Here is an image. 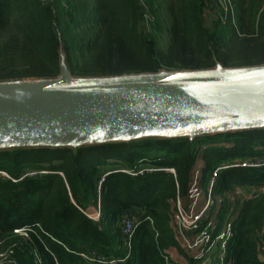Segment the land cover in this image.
<instances>
[{
	"label": "trees",
	"instance_id": "1",
	"mask_svg": "<svg viewBox=\"0 0 264 264\" xmlns=\"http://www.w3.org/2000/svg\"><path fill=\"white\" fill-rule=\"evenodd\" d=\"M213 1L0 0V79L56 75L60 36L76 75L264 63L263 0L213 6L208 25L206 9ZM260 160L264 130L77 153L0 152V254L8 264H173L168 252L174 248L187 264H197L200 259L177 242L173 208L177 199L188 203L198 170L203 192L217 171L210 215L199 231L208 229L216 241L226 222L223 264H264V165L232 167ZM31 172L36 175H25ZM235 188L256 190L238 211L230 209L228 197ZM98 204L100 222L78 209ZM138 214V228L128 239L120 222Z\"/></svg>",
	"mask_w": 264,
	"mask_h": 264
},
{
	"label": "water",
	"instance_id": "2",
	"mask_svg": "<svg viewBox=\"0 0 264 264\" xmlns=\"http://www.w3.org/2000/svg\"><path fill=\"white\" fill-rule=\"evenodd\" d=\"M264 130V63L0 79V152L78 150Z\"/></svg>",
	"mask_w": 264,
	"mask_h": 264
},
{
	"label": "built area",
	"instance_id": "3",
	"mask_svg": "<svg viewBox=\"0 0 264 264\" xmlns=\"http://www.w3.org/2000/svg\"><path fill=\"white\" fill-rule=\"evenodd\" d=\"M223 3L226 4L227 0H223ZM264 10V0H263V5L261 7V11ZM264 165V160H260L257 162H241L238 164H233L232 167L235 166H243V167H253V166H262ZM227 168V167H226ZM159 170L161 171V169H153V168H149L148 171L149 172H153ZM124 172L130 173L131 175H135L134 173H132L131 171H126V170H122ZM166 171L171 172V173H175L174 169H166ZM144 171H140L139 173H143ZM217 172V171H216ZM216 172H214V177L216 175ZM44 173V172H41ZM2 175L7 176L6 173L1 172ZM26 175L32 177L36 175V172H31V173H26ZM105 176L101 178L99 185H98V189H100L101 184L104 182L105 180ZM214 177L210 182V186H209V190H208V194L210 197V201L208 200L207 203L204 205V207L201 210H197L196 212H194L195 207H197L198 203H199V199H201L203 197V190L201 188V183L199 180V171L196 170L194 173V178H193V183L189 189V193H188V203H184L181 199H177L175 208V218L177 216H183V214H185L186 212H192V214L195 213V215L191 218L194 219V221L191 223V225H193V227L190 229V233L194 232L195 234L193 235H197V234H203L205 239L197 242L195 247V254H193V249L184 246L182 241L180 240V236H182L183 232H186L185 230H181V228L178 226V233H177V242L181 245L182 249L185 251V253L190 256L193 257L195 259H200L201 264H211V260L209 258V254L211 253V249L214 248V245L216 243H222V247H221V251L222 253L220 254L221 256L219 257V261L221 264H223L224 262V253H225V248H226V243H227V235H229V229L230 226L228 224H225L224 226V232L223 234H221L220 236H216L214 237L216 241H212V236L208 233V229H205L204 231H199V226L200 223L202 222V220L205 219V215L206 213H208V209L210 208V203H212V196H211V190L212 187L214 185ZM251 191V190H250ZM256 193V191L252 190L249 193V197H252L254 194ZM78 209L84 213L86 216H88L89 218H91L92 220L96 221V222H100L102 219V214H101V209H100V204H98V206L96 208L93 209V211L87 210L84 211L82 208L78 207ZM139 223L137 222L136 218H132L130 216H124L120 222V226L123 230V234L128 238L131 239L133 237V235L135 234L137 228H138ZM211 225V223H209V226ZM18 232V231H16ZM180 237V238H179ZM201 244V245H199ZM208 245L206 250H204V246ZM169 256L172 261L173 264H187L188 261L185 257H182L180 255H177V251L176 249H172V251L168 252ZM178 259H180V261H178ZM104 260V259H102ZM13 264H16L15 262H13Z\"/></svg>",
	"mask_w": 264,
	"mask_h": 264
},
{
	"label": "rangeland",
	"instance_id": "4",
	"mask_svg": "<svg viewBox=\"0 0 264 264\" xmlns=\"http://www.w3.org/2000/svg\"><path fill=\"white\" fill-rule=\"evenodd\" d=\"M168 1L169 0H163L164 5H168ZM214 4L209 3L208 7L206 9V21L207 24L210 25L212 23L213 20V16L212 14L214 13V8L216 7H226V5L223 3V0H214L213 1ZM215 6V7H213ZM238 164V163H237ZM26 175V174H25ZM249 190L248 189H241V188H235L234 193L230 194L228 197L229 199L233 202L232 206H231V210H234V208L238 211L239 210V206L240 204L247 198H249ZM220 198V197H219ZM218 198V199H219ZM210 201V197L208 192H204L203 197L201 199H199V203L197 205V207H195L194 212H196L197 210H201L204 205L207 203V201ZM220 200V199H219ZM213 203V202H212ZM212 203H210V205L212 206ZM211 206L208 209V213H206L205 218H207L210 215V210H211ZM94 207H90V211H93ZM173 218H174V226L177 225L181 228V230H185L186 232L182 233V236H180V240L182 241L183 245L189 248H192L193 250V254H195V245L197 242H200L202 240L205 239L203 234H197V235H189L190 229L193 227V225H191V223L194 221L192 217V215L194 216V214H192V212H186L185 214H183V216H176L175 218V211L176 208H173ZM218 212H215L213 215H217ZM218 216V215H217ZM137 220L141 219V215L138 214L136 215ZM226 224V222L224 223ZM225 226V225H224ZM201 245V244H199ZM221 247H222V243H216L214 245V249H212L211 253L209 254V258L211 260V264H221L219 261V257L221 256ZM177 255H179V253L177 252ZM7 256H4L3 254H0V264H8L9 261H6ZM178 261H180V259H178ZM187 261L189 262V260L187 259ZM197 264H201V262H197Z\"/></svg>",
	"mask_w": 264,
	"mask_h": 264
},
{
	"label": "crops",
	"instance_id": "5",
	"mask_svg": "<svg viewBox=\"0 0 264 264\" xmlns=\"http://www.w3.org/2000/svg\"><path fill=\"white\" fill-rule=\"evenodd\" d=\"M249 190V189H248ZM252 191V190H251ZM250 190H249V192H251ZM254 191H256V190H254Z\"/></svg>",
	"mask_w": 264,
	"mask_h": 264
}]
</instances>
